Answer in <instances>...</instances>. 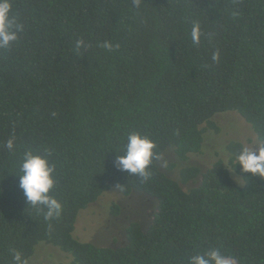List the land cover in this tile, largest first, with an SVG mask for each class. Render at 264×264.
Instances as JSON below:
<instances>
[{
    "label": "trees",
    "instance_id": "obj_1",
    "mask_svg": "<svg viewBox=\"0 0 264 264\" xmlns=\"http://www.w3.org/2000/svg\"><path fill=\"white\" fill-rule=\"evenodd\" d=\"M12 2L24 31L0 50V264H11L12 247L30 261L42 242L73 264H187L210 247L235 264H264V178L233 169L242 141L227 142V158L220 152L206 169L184 166L180 180L160 160L146 182L115 165L133 130L154 139L162 156L173 149L186 161L229 111L264 137V0ZM194 22L199 45L190 38ZM80 39L88 47L77 51ZM105 41L119 48L100 47ZM13 135L15 153L3 147ZM25 149L52 153V194L64 205L58 220L45 221L19 187ZM114 187L157 199L149 227L130 222L117 247L79 240V213Z\"/></svg>",
    "mask_w": 264,
    "mask_h": 264
},
{
    "label": "clouds",
    "instance_id": "obj_2",
    "mask_svg": "<svg viewBox=\"0 0 264 264\" xmlns=\"http://www.w3.org/2000/svg\"><path fill=\"white\" fill-rule=\"evenodd\" d=\"M138 8L141 0H133ZM24 31V25L19 21V16L14 12L12 0H0V50L8 51L19 39ZM199 22L192 25L190 38L193 45H199L202 37ZM88 47L83 39L76 41V50ZM100 47L113 51L119 44L113 45L109 41L103 42ZM212 61L219 63L220 52L212 55ZM122 147L117 155L115 165L119 171L138 176L146 182L152 177L151 166L154 161L160 160L162 154L155 151L157 143L142 131H129L122 138ZM3 147L9 152H16V137L13 135ZM234 168L239 165L244 173L264 178V137L253 140L250 144H242L233 160ZM18 167L19 187L23 191L28 204L45 221L58 220L64 211L63 203L54 196L53 190L57 185V165L52 160V153L48 149H25L20 156ZM232 168V167H231ZM51 228V223H49ZM11 264H29L22 251L12 247L9 249ZM187 264H235L232 257L226 255L220 248L210 247L203 252L190 254Z\"/></svg>",
    "mask_w": 264,
    "mask_h": 264
},
{
    "label": "rangeland",
    "instance_id": "obj_3",
    "mask_svg": "<svg viewBox=\"0 0 264 264\" xmlns=\"http://www.w3.org/2000/svg\"><path fill=\"white\" fill-rule=\"evenodd\" d=\"M220 132L212 130L206 133L202 153L192 154L188 160L178 159L173 149L164 152L159 161L160 168L175 179H181L180 170L194 164L206 169L215 160L224 145L231 139L250 144L257 139L256 134L245 119L237 112L220 113L215 117ZM223 157L226 154L222 153ZM173 165V166H172ZM200 178L182 183L185 188L196 185ZM114 203L120 205V213L112 211ZM157 204V205H156ZM158 206L156 198L135 190L131 195L123 194L117 187L106 191L96 202L79 213L74 235L81 241L92 242L99 246L117 247L126 242V228L132 221L141 222L148 228ZM29 264H73L72 257L51 244L40 243Z\"/></svg>",
    "mask_w": 264,
    "mask_h": 264
}]
</instances>
